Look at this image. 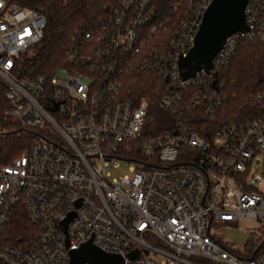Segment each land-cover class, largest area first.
Segmentation results:
<instances>
[{"label": "built area", "instance_id": "1", "mask_svg": "<svg viewBox=\"0 0 264 264\" xmlns=\"http://www.w3.org/2000/svg\"><path fill=\"white\" fill-rule=\"evenodd\" d=\"M210 1L173 0L168 11L181 15L173 25L151 0H115L47 78L17 73V60L42 38L44 15L0 0L2 118L37 128L21 155L0 165V229L17 204L39 228L1 245L0 264H67L68 252L88 240L122 264H264V189L245 180L254 160L264 161V114L208 135L192 130L188 116L221 105L214 74L239 39L264 45V0L247 1L248 31L227 37L207 72L181 79L178 59ZM128 71L159 80L158 106L173 117L164 130L144 134L148 101L127 93ZM119 165L127 174L110 177ZM243 219L263 233L239 249L210 232Z\"/></svg>", "mask_w": 264, "mask_h": 264}, {"label": "trees", "instance_id": "2", "mask_svg": "<svg viewBox=\"0 0 264 264\" xmlns=\"http://www.w3.org/2000/svg\"><path fill=\"white\" fill-rule=\"evenodd\" d=\"M9 1L19 7L36 9L45 17L46 25L42 38L17 60V73L21 77L47 78L56 68L67 65V49L80 35L106 17L115 3V0ZM151 1L160 13L169 17V22L176 25L180 13L168 11L173 0ZM214 81L220 86L223 101L208 116L191 109L188 116L192 118V130L208 135L228 122L242 124L263 115L264 45L253 37L239 39L227 63L214 74ZM123 84L127 93L143 96L148 101L145 135L158 133L170 124L172 115L158 106L163 88L153 73L128 71L124 74ZM4 90L0 81V165L8 164L13 158L21 155L37 135V128L19 129L2 118L6 107ZM241 177L244 178L245 175ZM38 231V226L29 221L24 206L17 204L7 215L0 229V246L22 243L28 238L36 237Z\"/></svg>", "mask_w": 264, "mask_h": 264}, {"label": "water", "instance_id": "3", "mask_svg": "<svg viewBox=\"0 0 264 264\" xmlns=\"http://www.w3.org/2000/svg\"><path fill=\"white\" fill-rule=\"evenodd\" d=\"M248 0H211L204 11L194 35L192 46L184 57L178 59L181 79L192 77L197 71L207 72L212 57L221 49L225 39L232 34L246 33L244 7ZM69 216L63 225H66ZM122 264L117 254L97 249L90 240L68 252L67 264Z\"/></svg>", "mask_w": 264, "mask_h": 264}, {"label": "rangeland", "instance_id": "4", "mask_svg": "<svg viewBox=\"0 0 264 264\" xmlns=\"http://www.w3.org/2000/svg\"><path fill=\"white\" fill-rule=\"evenodd\" d=\"M53 132L54 130L51 129ZM257 158L249 169V173L245 177L246 182L254 188L264 189V174L263 163L260 162L257 166ZM127 166L119 165L116 168L109 170L110 177H116L127 174ZM261 224L252 219H243L237 224L227 226L226 224L219 223L211 226L210 232L221 242L226 245L232 246L236 249L241 248L247 242H250L256 235L263 232ZM242 228L243 230H240Z\"/></svg>", "mask_w": 264, "mask_h": 264}]
</instances>
